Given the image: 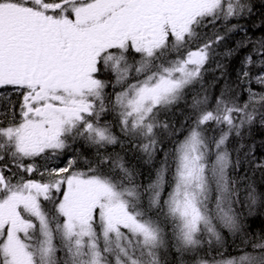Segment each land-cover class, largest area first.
<instances>
[{
    "label": "snow or ice",
    "instance_id": "6c2138e0",
    "mask_svg": "<svg viewBox=\"0 0 264 264\" xmlns=\"http://www.w3.org/2000/svg\"><path fill=\"white\" fill-rule=\"evenodd\" d=\"M249 173L264 0H0V264H264Z\"/></svg>",
    "mask_w": 264,
    "mask_h": 264
},
{
    "label": "trees",
    "instance_id": "16d2710c",
    "mask_svg": "<svg viewBox=\"0 0 264 264\" xmlns=\"http://www.w3.org/2000/svg\"><path fill=\"white\" fill-rule=\"evenodd\" d=\"M215 75H219V73H216ZM205 80H206V84L210 87L211 82L213 80V74L211 72L207 73ZM216 91L218 92V89H216ZM188 100H189V102L191 101V96L188 97ZM181 107H183V105H181ZM106 118L111 119V116L109 115ZM164 118H165L164 116H161V119H164ZM168 119H170V121L174 122L176 127H179L180 122L183 120V116L181 115V109L180 108L174 109V114L170 113L168 115ZM117 131H118V129H117ZM260 131L261 130L258 128L255 129L254 135L259 136ZM114 150L120 152L121 151L120 146L117 145ZM125 153H127V159L129 161L130 165L138 168L141 171L143 178L146 179L149 175V172L152 170L151 167L147 164H144L143 161H141L139 159V153L135 152L131 148V146L126 147L124 149V151L121 152V155H124ZM241 175H243V173H241ZM245 179H246V182L254 184V186L257 188L258 191L264 192V176H261L260 173H256L254 176L251 173H249V175ZM262 222H264V216L256 219V222L253 225L252 230L256 231L261 226ZM225 236L227 239V243L225 245L226 249H227L226 254H228V255L236 254L234 250L236 248V244L239 243V239L236 238V243H233L234 238L232 236L228 235L226 232H225Z\"/></svg>",
    "mask_w": 264,
    "mask_h": 264
},
{
    "label": "rangeland",
    "instance_id": "374dc122",
    "mask_svg": "<svg viewBox=\"0 0 264 264\" xmlns=\"http://www.w3.org/2000/svg\"><path fill=\"white\" fill-rule=\"evenodd\" d=\"M206 247H207V246H206ZM225 250H226V252H227L226 246H225ZM213 255H215V253H213Z\"/></svg>",
    "mask_w": 264,
    "mask_h": 264
}]
</instances>
